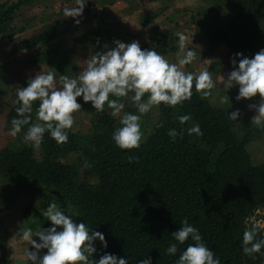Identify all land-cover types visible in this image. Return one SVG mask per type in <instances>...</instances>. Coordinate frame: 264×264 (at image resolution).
Returning a JSON list of instances; mask_svg holds the SVG:
<instances>
[{
	"label": "trees",
	"instance_id": "16d2710c",
	"mask_svg": "<svg viewBox=\"0 0 264 264\" xmlns=\"http://www.w3.org/2000/svg\"><path fill=\"white\" fill-rule=\"evenodd\" d=\"M116 1L93 0L96 8ZM38 2H0V42L10 44L9 56L42 46L61 32L62 23L51 18L28 38H19L30 26L28 20L18 21L22 8ZM202 2L199 22H206L209 51L223 43L230 51L253 58L264 50V0H232L226 10L220 0ZM209 2L210 6L206 5ZM218 23H224L225 28ZM154 39L142 43L141 49L162 54L179 50L172 29L156 33ZM27 63L29 67L46 65L59 75L75 78L74 62L66 50L39 51ZM2 66L0 56V74ZM213 68L211 64L209 69ZM29 79L17 88L27 87ZM17 88L11 93L13 103L7 104L4 128L8 132L20 106ZM121 102L123 112L138 114L130 96ZM78 103L90 124L86 132L69 130L65 144L56 143L46 132L37 149L24 140L29 127L24 126L0 149L3 210L20 200L39 201L46 209L56 203L75 223H85L90 234L99 231L104 235L106 248L99 240L93 242L96 251L90 260L96 264L105 254L124 258L128 264H139L145 258L152 264H176L188 244L194 243L189 238L179 245L172 237L184 218L199 230L220 264H264V249L255 259L242 250L244 231L253 220L258 222L256 211L264 209V161L253 162L248 151L253 143L264 141V127L252 125L251 115L232 121L228 101L214 104L212 94L201 99L193 88L190 101L175 108L158 106L156 119L147 128L141 124V146L129 151L118 148L112 139L121 127L120 117H113L107 105L103 112H97L82 97ZM38 107L39 101L33 104V123L37 122ZM182 115L191 116L184 125L179 121ZM194 124L203 135L188 134L187 129ZM172 129L183 131L182 137L178 135L173 141L168 135ZM129 157L136 160L130 163ZM50 227L52 224L46 229ZM256 239H264L263 227ZM16 242L10 234L0 239V264H15V256H26V250L15 248ZM171 243L178 244L174 256L166 253ZM25 262L31 264L28 259Z\"/></svg>",
	"mask_w": 264,
	"mask_h": 264
},
{
	"label": "clouds",
	"instance_id": "9594fccd",
	"mask_svg": "<svg viewBox=\"0 0 264 264\" xmlns=\"http://www.w3.org/2000/svg\"><path fill=\"white\" fill-rule=\"evenodd\" d=\"M85 4L84 0H75L76 6L63 9L64 16L74 19L82 16ZM75 22L80 23L79 19ZM177 35L179 47L184 50L188 38L182 33ZM236 55L239 58L238 67L234 58L233 70L227 79L220 75V83L226 90L234 85L239 86L237 101L252 100L258 96L259 103L249 105V109L255 112L251 124L264 127V50L259 51L253 58L242 57L239 53ZM196 56L197 53L189 49L178 62L171 63L154 49L142 50L137 41L130 44L115 41L114 48L92 55L85 62L86 67L75 78L60 75V87L57 86L54 72L44 73L41 70L34 78L28 80L27 87L16 89V102L20 106L16 109L17 118L12 119L8 134L16 137L24 126H29L24 140L31 142L35 148H40L46 132L50 133V137L56 143L65 144L68 142V131L75 123V114L81 111L78 98L82 97L84 103L91 102L95 111L103 112L107 105L113 117H120L121 127L117 128L112 136L118 148L129 151L138 149L143 138L142 115L161 104L175 108L185 101H190L193 88L201 99L211 96L216 85L208 70H202L198 74L184 71V67L192 64ZM130 93L139 115L123 112L125 105L121 100ZM37 101H39L36 111L37 122L33 123L31 113L33 104ZM226 102L225 97L220 98V103ZM228 116L230 120L237 121L240 112L236 110ZM190 119V115L179 117L181 125ZM187 132L189 135L193 133L203 135L198 124L188 128ZM168 135L175 141L178 135L182 137L183 131L177 132L172 129ZM134 160L136 158L129 157L130 163ZM43 215L51 222L52 227L37 230L35 233L27 228L20 230L18 235L35 249V251L27 249L25 253L31 264H96L90 260L96 251L93 242L99 240L105 248L107 247L101 232L91 231L90 234L85 223H75L54 202L47 207ZM261 227L264 225L253 220L252 226L246 228L243 233V253L253 259L255 254L261 253L264 249V239H256ZM33 237H38L39 242ZM172 237L179 245L185 244L189 238L194 242L188 244L176 264H220L219 258H216L214 252L203 242L199 230L191 225L187 218L182 220L181 227L172 233ZM178 244L171 243L166 253L174 256L178 251ZM42 250H46V254L41 256ZM98 264L128 262L124 258L105 254L99 259ZM139 264L152 262L150 258H145L140 260Z\"/></svg>",
	"mask_w": 264,
	"mask_h": 264
},
{
	"label": "rangeland",
	"instance_id": "374dc122",
	"mask_svg": "<svg viewBox=\"0 0 264 264\" xmlns=\"http://www.w3.org/2000/svg\"><path fill=\"white\" fill-rule=\"evenodd\" d=\"M2 1H10L12 3L14 0H0V2ZM84 2L86 4L82 16L75 19L71 17L67 18L63 14L64 8L76 6L75 0H39L35 5L23 7L18 21L21 24L22 21L25 22V20H28L30 26L24 34L19 36L20 39L28 38L42 26L43 22L51 18L53 20L58 19L62 23L61 32L46 44L31 48L30 50L20 52L13 56H9L10 44L7 40L0 42L1 64L3 65L0 74V149L13 140V137L10 136L8 134L9 132L4 128L5 117L8 110L7 104L13 103V100H11L12 91L25 79L34 78L41 70L44 73L52 71L46 65L29 67L27 59L31 55L39 51L47 52L54 48H59L61 51L66 50L69 52V56L74 62L72 73H74V76H78L83 68L86 67L85 62L92 55L96 52H104L114 48L115 41H120L125 44L137 41L140 45L147 41L154 42V35L165 29H172L175 32L178 44L179 36L177 33L184 34L188 38L186 48L181 50L179 47L176 53L159 54L163 55L169 62L176 63L179 58L185 55L187 50H194L197 53L196 59L192 64L185 66L184 71L198 74L202 70H208L212 74V79L216 85L212 89V103L218 105L220 103V98L225 97L229 102L227 106L228 115L239 110V119L248 115H251L253 118L255 112L249 109V105L258 104L260 98L257 96L252 100L237 101L236 97L239 94V86L234 85L231 89L226 90L224 85L220 83V75L227 79L228 74L233 70L232 60L236 58L238 61L236 54H240V52L238 50L230 51L223 43L216 46L213 52L209 51L206 22H199L201 14L198 12V6L203 3L202 0H184L183 2L185 4L175 8V13H172L173 11H165L164 15L158 17L159 20L157 24L155 23L156 27L149 25L146 31L140 30L134 20L131 27L121 29L123 26L119 23V8L115 6L118 4L117 1L108 6L111 8L115 7L114 12L118 15H114L111 12H102V10L95 7L93 0H84ZM179 2L181 1L178 0L175 5ZM220 2L223 4L222 9L226 10L231 6L232 0H220ZM210 3L211 2L206 5L210 6ZM171 8L172 6L167 7V9L170 10ZM211 8L214 7L211 5ZM109 16H111L112 19ZM169 17H171V19L168 21ZM113 18L118 21V24L115 26L110 24ZM76 19H79V24H76ZM218 24L222 28H225L224 23ZM151 27H153V29H151ZM127 34L131 36L123 38V36ZM129 37H131V40H129ZM105 46H107V48ZM211 64H214L212 70L209 69ZM236 66L238 67V64ZM55 76L57 86L60 87L59 73H55ZM131 95L130 93V99ZM134 107L136 108L135 104ZM156 112L157 107L141 116V124L143 127L146 126L147 128V125H150L151 122L156 119ZM89 126L90 124L87 121L85 112L81 109V111L75 114V123L72 129L84 133ZM248 151L253 162L259 163L264 161V141L253 143L249 146ZM4 204L5 201L0 193V239L5 240L7 234H10L12 239L17 241L15 244L17 250L28 249L29 251H35L31 245H28L27 242L23 241L18 235L20 230L27 228H30L33 233L40 229H46V226L51 224L43 215L46 208L41 206L40 202L36 200L32 202L20 200L16 205L9 206L3 210L1 207H4ZM255 216L258 222L264 225V209L256 211ZM8 226L9 228H6ZM33 239L37 242L39 241L38 237H33ZM44 253H46V251L42 250L40 254L43 255Z\"/></svg>",
	"mask_w": 264,
	"mask_h": 264
},
{
	"label": "crops",
	"instance_id": "0c3cea01",
	"mask_svg": "<svg viewBox=\"0 0 264 264\" xmlns=\"http://www.w3.org/2000/svg\"><path fill=\"white\" fill-rule=\"evenodd\" d=\"M178 0H118V4H116L115 6H117V8H119V15L114 12V8L115 7H110V6H104L99 8L100 10H102V12H111L114 15H118L120 16L119 19V23H121V25L123 26L121 29L125 28V27H131L133 20L135 21V24L139 27L140 30L142 31H146L147 27L149 25L151 26H155V23L157 24V21L159 20V16L164 15L165 11L166 12H172L175 13L174 9L178 8L180 6H182L183 4H185L183 1L184 0H180L181 2L177 3L175 5V3ZM154 6V7H151ZM170 9H167V7H171ZM155 8V9H152ZM179 12V11H178ZM160 16V17H161ZM170 16V15H169ZM111 19L112 17L109 16ZM171 19V17L168 18ZM172 21V20H170ZM162 22V20H161ZM113 26H115L116 24H118V21L116 19L113 18V20L111 21V23ZM151 29H153V27H151ZM139 30V31H140ZM128 36L131 35H125L123 36V38H126ZM131 37H129L130 40ZM15 264H26V260L27 257L24 255H19V256H15Z\"/></svg>",
	"mask_w": 264,
	"mask_h": 264
}]
</instances>
